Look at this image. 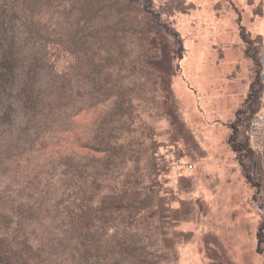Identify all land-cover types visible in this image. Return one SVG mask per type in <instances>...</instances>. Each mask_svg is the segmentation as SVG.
<instances>
[{"label": "trees", "instance_id": "16d2710c", "mask_svg": "<svg viewBox=\"0 0 264 264\" xmlns=\"http://www.w3.org/2000/svg\"><path fill=\"white\" fill-rule=\"evenodd\" d=\"M193 10L189 0H0V264H179L194 236L181 226L201 203L193 177L171 184L157 125L175 122L186 55L177 16ZM263 108L259 72L233 145L264 206L250 135ZM261 225L264 254V215Z\"/></svg>", "mask_w": 264, "mask_h": 264}, {"label": "rangeland", "instance_id": "374dc122", "mask_svg": "<svg viewBox=\"0 0 264 264\" xmlns=\"http://www.w3.org/2000/svg\"><path fill=\"white\" fill-rule=\"evenodd\" d=\"M189 1L195 10L177 16L186 55L173 81L175 122L157 125L168 144L162 152L171 160V184L193 177L192 196L201 203L198 218L181 226L194 236L181 246L179 264H264V206L233 145L237 112L264 75L253 51L261 37L264 53V15H253L263 0Z\"/></svg>", "mask_w": 264, "mask_h": 264}, {"label": "built area", "instance_id": "2783aa9c", "mask_svg": "<svg viewBox=\"0 0 264 264\" xmlns=\"http://www.w3.org/2000/svg\"><path fill=\"white\" fill-rule=\"evenodd\" d=\"M251 134L254 142L262 152V159L264 161V108L252 121Z\"/></svg>", "mask_w": 264, "mask_h": 264}]
</instances>
